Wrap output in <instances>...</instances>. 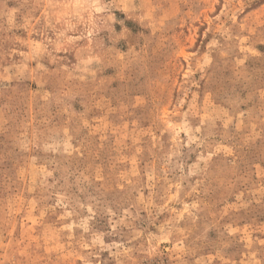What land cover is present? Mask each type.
<instances>
[{
	"label": "rangeland",
	"instance_id": "1",
	"mask_svg": "<svg viewBox=\"0 0 264 264\" xmlns=\"http://www.w3.org/2000/svg\"><path fill=\"white\" fill-rule=\"evenodd\" d=\"M0 264H264V0H0Z\"/></svg>",
	"mask_w": 264,
	"mask_h": 264
}]
</instances>
